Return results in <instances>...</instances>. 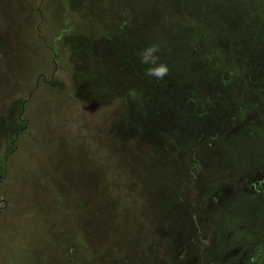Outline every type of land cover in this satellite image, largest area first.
<instances>
[{
  "label": "rangeland",
  "instance_id": "374dc122",
  "mask_svg": "<svg viewBox=\"0 0 264 264\" xmlns=\"http://www.w3.org/2000/svg\"><path fill=\"white\" fill-rule=\"evenodd\" d=\"M156 1L0 0V264H251L263 253L264 0L252 16L202 0L227 80L214 112L166 135L147 128L115 40L122 18L128 42L163 35ZM157 45L167 76L206 87L201 64H184L189 42ZM178 151L201 158L195 180Z\"/></svg>",
  "mask_w": 264,
  "mask_h": 264
},
{
  "label": "trees",
  "instance_id": "16d2710c",
  "mask_svg": "<svg viewBox=\"0 0 264 264\" xmlns=\"http://www.w3.org/2000/svg\"><path fill=\"white\" fill-rule=\"evenodd\" d=\"M213 1L219 0H210V2ZM229 1L228 7L230 9H235L237 6L250 16H252L254 10L257 9L254 0ZM201 2L202 0H157L153 6V11L161 13L160 10H163V12L165 11L166 13L164 24L162 26L157 25L156 28H160L163 35H151L148 39L144 37L147 43L144 42L140 45L139 41L136 42L135 40L139 37L138 35L133 37L132 43L126 41L123 38L124 35H121L120 32L124 31V26L126 24L123 18L117 23L118 37L115 39L116 46H122V50L119 51L118 55L119 57H123L126 53L130 52L129 57L124 59L128 65L130 77L135 81H139L137 86L139 94L145 98L144 100L149 105L152 113V119H150L147 128L152 131L163 132L164 135L170 133L173 127H176L182 120L188 117L194 115L205 116L214 112L212 101L215 102L219 100L220 95H218L217 92L220 86L224 84V81L227 80L229 72V69H227V64L229 62L227 58L228 50L219 43L220 41L212 42L206 37L205 29L201 27L202 19H204L203 15L205 14V7L201 6ZM186 42H189V47L187 46V49L192 50L193 54L184 59V64L193 61L201 64V68L206 71L207 76L205 80L207 81L206 85L202 84V86H206L207 88L200 89L198 92L197 90H195V92L190 91L187 88L188 84L185 82L192 81L189 77L176 80L166 75L162 80H156L145 75L147 66L142 65L139 59V53L143 48L160 43L169 45L172 48L175 45V50L179 51ZM245 43L247 44V41H245L244 44ZM259 46L261 49L264 48V45L260 44ZM127 47L129 48L128 50ZM160 52L161 50H159L161 56ZM163 56L165 58H170L165 54ZM163 63L172 66L170 61H165ZM166 80L172 82L164 83L163 81ZM145 81L149 82L146 83ZM174 81H181L180 85L182 88H180V91L182 93L191 92L192 96H194L193 99L191 98L185 103L182 102ZM199 94L201 96L204 94L203 101L205 105L201 106L197 103L196 96ZM188 105H190V107H188ZM212 139H215V137H212ZM217 143L220 142L217 141ZM201 145L202 144L198 145L197 150ZM172 159L175 160L177 166L187 167V174L190 175L193 180L198 178V175L204 171L201 158L198 157L195 151H190L189 153L178 151L176 154L172 155Z\"/></svg>",
  "mask_w": 264,
  "mask_h": 264
},
{
  "label": "clouds",
  "instance_id": "9594fccd",
  "mask_svg": "<svg viewBox=\"0 0 264 264\" xmlns=\"http://www.w3.org/2000/svg\"><path fill=\"white\" fill-rule=\"evenodd\" d=\"M159 50V45L152 44L139 53L140 63L147 66L145 75L156 80H162L169 73L168 66L160 62Z\"/></svg>",
  "mask_w": 264,
  "mask_h": 264
},
{
  "label": "crops",
  "instance_id": "0c3cea01",
  "mask_svg": "<svg viewBox=\"0 0 264 264\" xmlns=\"http://www.w3.org/2000/svg\"><path fill=\"white\" fill-rule=\"evenodd\" d=\"M227 258L225 259L227 262H229V264H238V261H239V254H229V255H226ZM264 256V250H263V253H260L259 254V257L255 260H253V262H251V264H257L261 258ZM224 259V258H223ZM218 260H220V258H218Z\"/></svg>",
  "mask_w": 264,
  "mask_h": 264
}]
</instances>
